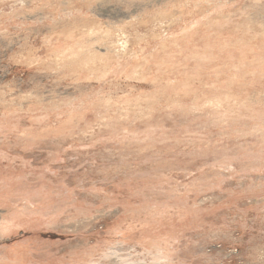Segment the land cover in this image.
<instances>
[{"label": "rangeland", "instance_id": "374dc122", "mask_svg": "<svg viewBox=\"0 0 264 264\" xmlns=\"http://www.w3.org/2000/svg\"><path fill=\"white\" fill-rule=\"evenodd\" d=\"M0 264H264V0H0Z\"/></svg>", "mask_w": 264, "mask_h": 264}]
</instances>
